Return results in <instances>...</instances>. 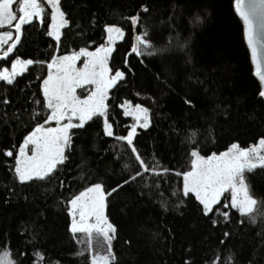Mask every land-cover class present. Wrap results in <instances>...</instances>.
I'll return each mask as SVG.
<instances>
[{
  "label": "trees",
  "instance_id": "1",
  "mask_svg": "<svg viewBox=\"0 0 264 264\" xmlns=\"http://www.w3.org/2000/svg\"><path fill=\"white\" fill-rule=\"evenodd\" d=\"M144 7L148 11H139ZM44 8L43 19L26 25L16 49L0 61L36 62L12 84L0 80V248L7 245L18 264H91L69 229L67 204L101 183L106 192L123 185L106 198V215L116 228L112 264H264V217L252 223L226 199L205 215L193 194L183 195L177 175L191 149L208 155L264 137V100L232 0H61L69 25L59 42L48 35L51 11ZM137 14V34L150 33L155 55L131 52L130 18ZM107 24L125 30L108 62L112 72L125 73L107 99L114 136H106L101 117H94L71 130L68 159L53 174L19 182L18 146L49 115L41 91L47 63L55 54L102 44ZM124 101L149 109V127L138 128L133 146L161 173H144L128 184L142 169L129 145L115 139L131 124L120 107ZM8 149L13 157L4 155ZM245 180L250 194L264 201V168L245 172Z\"/></svg>",
  "mask_w": 264,
  "mask_h": 264
},
{
  "label": "snow or ice",
  "instance_id": "2",
  "mask_svg": "<svg viewBox=\"0 0 264 264\" xmlns=\"http://www.w3.org/2000/svg\"><path fill=\"white\" fill-rule=\"evenodd\" d=\"M44 0H0V28L5 26L15 28V37L12 31L0 33V47L12 43L4 51L3 57L7 58L13 53L17 44L20 43L22 28L30 24L33 18L43 19L45 8L42 6ZM51 6V31L48 35L55 38L57 42L61 39V29L69 25L65 18V12L61 9V0H46ZM14 4L17 7L14 9ZM235 10L242 18L245 26V37L251 51V58L255 64V75L262 83L259 96L264 98V0H235ZM142 11L148 9L144 7ZM135 27L140 23L139 14L130 18ZM198 20V18H197ZM13 22H15L13 24ZM107 35L106 45L96 47L95 51L82 48L70 55L53 56L51 62L47 63L49 73L43 80L44 107L50 110L45 124L55 121L56 127H45L39 124L19 146L18 154L15 156L14 172L19 182L26 183L34 179L45 180L62 165L67 159L66 150L72 147V129L84 128L88 121L94 117L104 118V133L108 137L114 136L113 125L108 121V94L110 89L116 87L125 77V73L116 70L112 74L109 67V59L113 52L116 38L123 39L124 31L118 26H105ZM171 41V37L169 38ZM153 37L148 31L135 35V44L131 52L137 56H152L156 54ZM84 57L83 67L77 68L76 61ZM31 59H16L11 65V71L7 68L0 71V80L12 84L20 69L22 73L28 66L34 64ZM43 63V62H40ZM85 85H95L85 99L77 96V89ZM7 102V101H5ZM37 104L40 101H36ZM185 103L191 105V101ZM125 116L135 118L126 136H118L115 139L125 141L131 146L135 154V160L142 171H137L135 176L125 180H135L144 173H152L159 176L156 166L149 167L133 146V139L137 135V126L147 128L150 124L149 109L139 104L133 107L130 102L125 101L122 105ZM78 120L73 123V120ZM67 120V123L64 121ZM31 146V148H29ZM31 151V155L28 152ZM7 157H13L14 150L8 149L4 152ZM190 155L191 170L177 173L183 177L182 192L184 196L194 194L195 198L203 205L205 215L214 211L213 206L220 203L224 193L231 192L230 206L237 209L241 216L250 217L251 222H256V216L264 217V201L258 202L252 197L245 183V172L256 168H264V137L248 148L233 143L226 151L219 155L213 153L205 158L196 150ZM158 166V165H157ZM129 167V165H125ZM164 169V172H167ZM123 185L106 192L104 185L97 183L80 192L70 200V214L72 216L71 232L82 233L87 236L89 246L92 244L93 233L103 237L108 243L109 251L105 255L92 256L91 264H112L116 257L111 252V240L114 238L116 228L108 221L105 215L106 198L111 196ZM225 204L224 207H228ZM77 214L79 218L77 219ZM225 219L229 214L223 213ZM216 223V221H213ZM111 233V234H110ZM228 233H225L227 236ZM40 256L39 253L36 254ZM43 259V256H40ZM0 264H18L12 259L11 250L5 245L0 248Z\"/></svg>",
  "mask_w": 264,
  "mask_h": 264
},
{
  "label": "rangeland",
  "instance_id": "3",
  "mask_svg": "<svg viewBox=\"0 0 264 264\" xmlns=\"http://www.w3.org/2000/svg\"><path fill=\"white\" fill-rule=\"evenodd\" d=\"M42 6L43 7H45V6H48L49 8H50V11L52 12V9H51V6L50 5H48L47 4V2H46V0H44V2L42 3ZM14 9L17 7V5H15L14 4ZM50 16H51V13H50ZM15 22H13V24H14ZM51 24H52V20L50 19V23H49V27H48V33L51 31ZM108 26H117V25H114V24H107ZM106 26V25H105ZM105 26H104V31H105ZM13 27V26H12ZM12 27H9V26H5V27H3V28H0V33H2V32H4V31H12L13 32V34L15 35V32L13 31V29H12ZM119 27V26H118ZM122 30L124 31V35H125V30L122 28ZM107 33H106V31H105V40H104V42L102 43V44H99L97 47H99V46H101V45H106V43H107ZM50 36V35H49ZM52 37V36H51ZM13 38H14V36H13ZM53 39H55L54 37H52ZM119 40H121L120 38H116V42L117 41H119ZM12 41L10 40L9 41V43L8 44H5V45H3L2 47H0V53H2V52H4V50L8 47V45L11 43ZM114 46V45H113ZM82 49V48H81ZM95 49H96V47L95 48H93V49H88L89 51H95ZM80 50V49H79ZM79 50H76V51H74V52H78ZM73 52H71V53H69V54H65V55H70V54H72ZM54 56H63V55H57V54H55ZM16 59H18V58H14V59H12L11 60V62H10V64L9 65H3V66H0V71H3V69H5V68H7L9 71H11V65H12V63L16 60ZM19 59H21V58H19ZM84 57H81L80 58V60H78V61H76V67L77 68H82L83 67V62H84ZM23 60H28V59H23ZM52 60V59H51ZM51 62V61H50ZM17 71H18V73H21L20 72V69H17ZM48 73H49V69L47 68V74H46V76L44 77V79H46L47 78V76H48ZM112 74H114V72H112ZM43 79V80H44ZM43 80H42V82H41V91H42V94H43ZM95 90V85H85V87L84 88H80V89H77V96H79L81 99H85L86 97H87V95H89L90 94V92L91 91H94ZM108 97H109V94H108ZM137 97H141L140 95H137ZM45 99V98H44ZM125 102V101H124ZM123 102V103H124ZM128 102H130V101H128ZM106 103H107V101H106ZM122 103V104H123ZM131 103V105L133 106V107H135V105H137V104H133L132 102H130ZM121 104V105H122ZM121 105H120V107H121ZM139 105H141V104H139ZM141 106H143V107H145L144 105H141ZM146 108V107H145ZM121 109H122V111H123V113H124V108H122L121 107ZM49 114H50V110H49ZM130 118H131V124H130V127H129V129H128V131L131 129V126L135 123V118L134 117H132V116H129ZM101 119H102V124H103V129H104V118L103 117H101ZM78 122V120H76V119H74L73 120V123H77ZM64 123H67V120H65L64 121ZM44 124V126L45 127H56L57 125H56V122L55 121H52V122H49V123H47V124H45V123H43ZM38 126V125H37ZM37 126H35L26 136H25V138L37 127ZM138 128H140L139 126H137V130H138ZM128 131H127V133H126V135L128 134ZM125 135V136H126ZM24 138V139H25ZM24 139H23V141H24ZM23 141L20 143V145L23 143ZM258 142V141H257ZM256 142V143H257ZM233 144V143H232ZM231 144V145H232ZM19 145V146H20ZM231 145H229L226 149H224V150H221V151H218V152H214L215 154H217V155H219L220 153H222V152H224V151H226ZM19 146H18V149H17V154H18V150H19ZM250 146H252V145H250ZM250 146H247V147H243V148H248V147H250ZM130 148H131V146H129ZM29 148H31V146H29ZM193 150H195V149H191L190 151H189V154H188V159H187V163H186V165H185V167H184V169L181 171V172H179V173H184V172H187V171H190L191 170V161H192V159H193V157L190 155V153L193 151ZM28 154L29 155H31V151H29L28 152ZM213 153H210V154H208V155H202V154H200V155H202V156H204L205 158H207L208 156H210V155H212ZM181 176V182H182V188H183V177H182V175H180ZM244 178H245V175H244ZM245 183H246V180H245ZM95 184H97V183H94V184H90V185H88V186H86L85 188H83L81 191H79L77 194H75L73 197H71L70 198V200L71 199H73L76 195H78L80 192H82V191H85L88 187H90V186H93V185H95ZM194 195V194H193ZM194 197H195V195H194ZM252 197L254 198V199H256L253 195H252ZM221 199H226L229 203H230V200H231V192L230 191H228V192H226V193H224V195L223 196H221V198H220V200ZM70 200L68 201V204H67V212H68V215H69V220H70V224H69V229H70V231H71V224H72V216H71V214H70V208H71V205H70ZM257 200V199H256ZM202 205V204H201ZM202 207H203V205H202ZM105 215H106V208H105ZM106 217H107V215H106ZM79 218V216H78V214H77V219ZM108 219V218H107ZM109 221V220H108ZM110 222V221H109ZM111 234V233H110ZM77 237H78V240H79V242H80V244H82V246H83V249H84V251L88 254V257H89V261H90V263H91V260H92V256H94V255H105V254H107L108 253V251H109V247H108V243L103 239V237H100V236H98L96 233H93V236H92V244H91V246H89V244H88V242H87V236L85 235V234H82V233H77V234H75ZM111 235H113V234H111ZM111 252H112V254H113V250H112V240H111Z\"/></svg>",
  "mask_w": 264,
  "mask_h": 264
},
{
  "label": "water",
  "instance_id": "4",
  "mask_svg": "<svg viewBox=\"0 0 264 264\" xmlns=\"http://www.w3.org/2000/svg\"><path fill=\"white\" fill-rule=\"evenodd\" d=\"M232 6H233V9H234V11H235V14H236V16L238 17V19H239V21L241 22V24H242V31H243V39H244V42H245V45H246V47H247V50H248V54H249V60H250V63H251V66H252V75L254 76V78L257 80V82H258V84H259V92L262 90V83H261V81L259 80V78L255 75V72H256V68H255V64H254V62L252 61V58H251V51H250V48L248 47V44H247V41H246V37H245V26H244V23H243V20H242V18L238 15V13L236 12V10H235V0H232ZM142 9L143 8H141V10H139V11H142ZM138 15V14H137ZM136 16V15H135ZM34 19V18H33ZM131 21V20H130ZM28 25V24H27ZM26 25H24L23 26V28L25 27ZM138 26V25H137ZM137 26H133L132 24H131V32H132V41H133V45L135 44V35H137ZM23 28H22V32H23ZM12 29H13V31L15 32V28H14V26L12 27ZM14 37H15V35H14ZM21 37H22V33H21ZM12 43V42H11ZM10 43V44H11ZM9 44V45H10ZM8 45V46H9ZM18 45V44H17ZM8 48V47H7ZM7 48L4 50V51H6L7 50ZM3 53L4 52H2V53H0V61L1 60H5L6 58H4L3 57ZM11 55V53L9 54V56ZM8 56V57H9ZM262 98V97H261ZM263 100H264V98H262Z\"/></svg>",
  "mask_w": 264,
  "mask_h": 264
}]
</instances>
